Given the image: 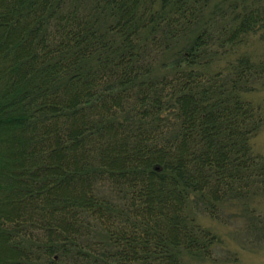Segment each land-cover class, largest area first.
<instances>
[{
    "label": "trees",
    "instance_id": "trees-1",
    "mask_svg": "<svg viewBox=\"0 0 264 264\" xmlns=\"http://www.w3.org/2000/svg\"><path fill=\"white\" fill-rule=\"evenodd\" d=\"M259 32L264 0H0V264L209 256L189 209L264 184Z\"/></svg>",
    "mask_w": 264,
    "mask_h": 264
},
{
    "label": "rangeland",
    "instance_id": "rangeland-1",
    "mask_svg": "<svg viewBox=\"0 0 264 264\" xmlns=\"http://www.w3.org/2000/svg\"><path fill=\"white\" fill-rule=\"evenodd\" d=\"M212 7H210V10ZM252 60H264V32L252 35L238 48ZM242 97L258 108L263 123L251 139L254 153L264 157V79ZM198 207H195V206ZM189 211L196 222L216 236L209 256L200 255L193 264H264V184L243 199L224 201L212 217L202 203Z\"/></svg>",
    "mask_w": 264,
    "mask_h": 264
}]
</instances>
